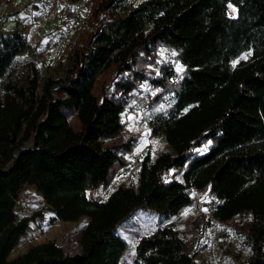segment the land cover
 Segmentation results:
<instances>
[{"label": "trees", "instance_id": "1", "mask_svg": "<svg viewBox=\"0 0 264 264\" xmlns=\"http://www.w3.org/2000/svg\"><path fill=\"white\" fill-rule=\"evenodd\" d=\"M129 1L93 2L66 76L48 78L42 94L38 73L24 83L11 78L27 37L0 32V264H120L129 245L116 227L138 208L178 214L193 204L192 189L209 190L215 218L241 217L236 229L251 247L247 264H264V0ZM160 46L184 65L180 80H172L170 63L158 73L149 67ZM144 82L160 89L152 107L173 94L172 106L149 121L151 136L169 150L146 154L135 183L92 200L88 188L107 189L129 164L136 138L121 137L122 114ZM25 185L43 196L52 220L89 218L81 252L49 240L11 257L41 214L15 210ZM135 264L203 263L165 226L139 241Z\"/></svg>", "mask_w": 264, "mask_h": 264}, {"label": "rangeland", "instance_id": "2", "mask_svg": "<svg viewBox=\"0 0 264 264\" xmlns=\"http://www.w3.org/2000/svg\"><path fill=\"white\" fill-rule=\"evenodd\" d=\"M94 1L73 2L72 0V4L65 8L59 19L51 23L47 29L37 32L38 38L32 39L31 35L34 31H31L27 37L26 48L17 55L13 62L11 78L19 83H24L28 77L38 73L39 94H42L44 82L48 78L65 77V68L69 65L67 58L70 48L85 33V30L89 29L88 21ZM141 1L129 2L137 5ZM47 3V0H39L35 3L32 20L40 19ZM229 5L228 14L231 17H236V6ZM173 53H175L173 49L160 46L156 63L149 67L158 73L162 64L170 63L175 70L172 80L178 81L182 77L184 65L178 60L176 53L175 55ZM249 56L250 53H244L241 58ZM178 66L182 69L181 71L177 70ZM104 79L103 77L100 80L99 86L105 81ZM159 91V88L153 87L148 82L140 84L139 90L135 92L122 114L125 128L121 137L124 139L136 138L132 151L125 156L129 164L116 172L107 189H104L102 185L97 188H88L86 193L89 198L103 201L119 184L135 183L141 161L146 154L150 153L152 157H155L160 152L169 150V146L162 138L152 137L150 134L149 121L156 114L168 110L174 103L173 94L169 93L157 106L152 107L153 96ZM71 123L78 127L76 117H72ZM210 141V138H206L198 150L201 153L204 152ZM173 171L171 170L170 174ZM178 178H181V175H178ZM191 195L193 204L185 207L178 214L159 215L153 211L138 208L123 220L116 227L115 232L125 239L129 246L124 252L120 264H135L136 247L139 241L165 226H172L185 250L203 264H247L251 255V247L236 229L241 222V217L237 216L229 221L215 218L209 205L212 200L209 190L196 191L192 189ZM15 210L20 216L41 214L30 222L29 229L21 237L11 257L24 253L31 244L49 240L61 245L67 253L74 254L82 251L81 237L83 229L89 221L88 217H82L78 221L52 220L55 213L49 209L43 196L31 185L22 187Z\"/></svg>", "mask_w": 264, "mask_h": 264}, {"label": "crops", "instance_id": "3", "mask_svg": "<svg viewBox=\"0 0 264 264\" xmlns=\"http://www.w3.org/2000/svg\"><path fill=\"white\" fill-rule=\"evenodd\" d=\"M37 1L39 0H0V32L20 30L25 37H28L30 32L34 31L35 24L40 20L38 18L32 20L35 12L34 5ZM46 7L47 5L44 10ZM31 36L32 39L38 38L35 31Z\"/></svg>", "mask_w": 264, "mask_h": 264}, {"label": "built area", "instance_id": "4", "mask_svg": "<svg viewBox=\"0 0 264 264\" xmlns=\"http://www.w3.org/2000/svg\"><path fill=\"white\" fill-rule=\"evenodd\" d=\"M72 4V0H48L40 20L35 24L34 31L41 32L49 27L56 19H59L67 6Z\"/></svg>", "mask_w": 264, "mask_h": 264}, {"label": "snow or ice", "instance_id": "5", "mask_svg": "<svg viewBox=\"0 0 264 264\" xmlns=\"http://www.w3.org/2000/svg\"><path fill=\"white\" fill-rule=\"evenodd\" d=\"M229 6L231 7V5H229ZM233 11H235V9H233ZM173 55H175V53H173ZM245 58H247V57H245ZM177 70L181 71L182 69L178 66ZM205 211H207V209H205Z\"/></svg>", "mask_w": 264, "mask_h": 264}]
</instances>
